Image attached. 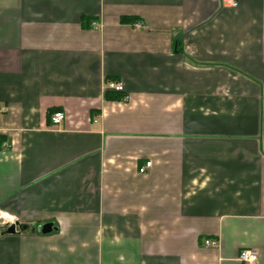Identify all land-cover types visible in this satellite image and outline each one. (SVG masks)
<instances>
[{"label": "crops", "instance_id": "0c3cea01", "mask_svg": "<svg viewBox=\"0 0 264 264\" xmlns=\"http://www.w3.org/2000/svg\"><path fill=\"white\" fill-rule=\"evenodd\" d=\"M13 218L0 264H264V0H0Z\"/></svg>", "mask_w": 264, "mask_h": 264}, {"label": "built area", "instance_id": "2783aa9c", "mask_svg": "<svg viewBox=\"0 0 264 264\" xmlns=\"http://www.w3.org/2000/svg\"><path fill=\"white\" fill-rule=\"evenodd\" d=\"M223 3L226 6H230V7H236L237 6V0H223ZM136 27H139L140 24L136 23L135 24ZM91 27L92 28H98V23L93 21L91 22ZM106 88L109 90H112L114 92L117 93H123L124 92V87L123 84L120 81H107L106 82ZM123 99L127 100L128 96L125 94L123 95ZM64 113L62 111H55L52 115H51V123L53 125H58L60 124L63 119H64ZM151 162L147 161L145 162L143 165H141L138 168V172L139 173H145L147 171V169L150 167ZM14 222V221H11ZM205 245H209V246H214L215 242L212 239H205L204 241ZM258 251L254 250V249H242L240 250L239 254H238V260L240 262H242L243 264H255L258 261Z\"/></svg>", "mask_w": 264, "mask_h": 264}, {"label": "water", "instance_id": "95a60500", "mask_svg": "<svg viewBox=\"0 0 264 264\" xmlns=\"http://www.w3.org/2000/svg\"><path fill=\"white\" fill-rule=\"evenodd\" d=\"M52 223H45L39 227L41 233H49L52 230ZM30 229V231H34V227H30L26 224H20L18 221L14 222H6L3 227H0V235H8V234H16L19 232H23Z\"/></svg>", "mask_w": 264, "mask_h": 264}, {"label": "rangeland", "instance_id": "374dc122", "mask_svg": "<svg viewBox=\"0 0 264 264\" xmlns=\"http://www.w3.org/2000/svg\"><path fill=\"white\" fill-rule=\"evenodd\" d=\"M7 214L9 215V213H7ZM10 219H11V218H10ZM12 221H14V218L12 219ZM6 222H9V221L6 220V221L0 223V227H3V226L5 225Z\"/></svg>", "mask_w": 264, "mask_h": 264}, {"label": "trees", "instance_id": "16d2710c", "mask_svg": "<svg viewBox=\"0 0 264 264\" xmlns=\"http://www.w3.org/2000/svg\"><path fill=\"white\" fill-rule=\"evenodd\" d=\"M124 19H122V21H123Z\"/></svg>", "mask_w": 264, "mask_h": 264}]
</instances>
